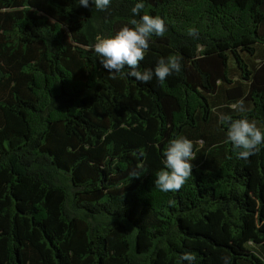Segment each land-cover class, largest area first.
<instances>
[{
  "label": "trees",
  "instance_id": "1",
  "mask_svg": "<svg viewBox=\"0 0 264 264\" xmlns=\"http://www.w3.org/2000/svg\"><path fill=\"white\" fill-rule=\"evenodd\" d=\"M135 2L0 0V264H264V144L245 160L225 142L235 119L264 131V0ZM143 14L166 30L139 70L181 64L163 83L92 51ZM178 136L192 175L163 193Z\"/></svg>",
  "mask_w": 264,
  "mask_h": 264
},
{
  "label": "clouds",
  "instance_id": "2",
  "mask_svg": "<svg viewBox=\"0 0 264 264\" xmlns=\"http://www.w3.org/2000/svg\"><path fill=\"white\" fill-rule=\"evenodd\" d=\"M111 0H78V6L88 8L94 4L97 10L108 8ZM144 0H136L131 8V14L137 16L144 9ZM133 27L127 25L113 35L97 37L92 45V51L97 55L100 65L109 73H121L127 68L126 75L137 82L147 84L156 78L163 83L166 77L181 70L179 58L176 56L161 57L156 61L154 68L139 70V62L144 59L149 48L150 38L162 36L166 26L162 18L149 14L140 15L139 21H131ZM190 36H196V29L188 30ZM238 110L245 111L244 101H238ZM226 143H231L233 151L239 159H248L257 150V146L264 144V131L257 127L255 122L246 118L235 119L229 122L225 133ZM163 168L155 175L154 185L163 193L178 191L189 176L192 175V161L195 159L193 143L186 137L178 136L171 139L163 152ZM132 177H139L136 173ZM195 256L191 253L181 254V264L187 261L192 264ZM222 264H229L227 257L222 258Z\"/></svg>",
  "mask_w": 264,
  "mask_h": 264
}]
</instances>
